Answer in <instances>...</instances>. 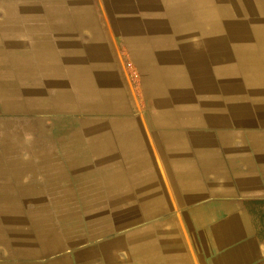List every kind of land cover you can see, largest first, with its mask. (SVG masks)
Segmentation results:
<instances>
[{
	"label": "crops",
	"instance_id": "1",
	"mask_svg": "<svg viewBox=\"0 0 264 264\" xmlns=\"http://www.w3.org/2000/svg\"><path fill=\"white\" fill-rule=\"evenodd\" d=\"M202 74L264 83V0H0V264H264V129L199 128Z\"/></svg>",
	"mask_w": 264,
	"mask_h": 264
},
{
	"label": "rangeland",
	"instance_id": "2",
	"mask_svg": "<svg viewBox=\"0 0 264 264\" xmlns=\"http://www.w3.org/2000/svg\"><path fill=\"white\" fill-rule=\"evenodd\" d=\"M6 1L8 3L16 2V1L21 3V2H24L25 0H6ZM39 1L42 2L44 0H39ZM126 71H127V73H126L127 79L129 80V84H130V90L134 96L135 102L142 105L141 100H143V99L141 97H143V94H142V91L139 89L140 85H137V83L139 84L140 79H141L140 75L135 70V68L131 67L130 64L127 65ZM262 76H264V75H262ZM239 77H240V75H231V77L229 79L231 86L241 82L239 80ZM212 79L213 78L211 76L206 75V74H202V75H200V78L198 80V84H199L200 89L197 91V93H199V94L194 96V97H199L201 99L203 97H206L207 95H209V96L212 95L210 99L215 100L214 112L211 113L210 107H208L209 109L207 111L209 112L208 113L209 115L205 116V115L201 114L204 116V122L202 125L198 126L199 128L205 127L206 129L217 130L219 128H228V127L230 128V127H233L232 126L233 124H237V125L241 126L239 128L248 129V128L253 127L254 129H258V128L264 129V86L262 85V84H264L262 82L263 80H258V81H254L253 83H247L246 84L247 86L248 85L252 86V84H254L253 85L254 88H246V89H241V90L240 89H236V90L235 89H229V91L228 90H221L220 91L216 88L214 90L209 89V87L211 85H213V83L211 84V82H210V80H212ZM250 86H248V87H250ZM168 94H169V92H168ZM221 94H223L222 97H221ZM234 100H236V101H234ZM165 108H167V106L163 107V111ZM189 111H191V110H189ZM147 112L148 113H154V110L152 108H150V109H148ZM204 114H207V113L205 112ZM207 117H209V119L205 120ZM248 118H249V120H248ZM211 119H213V121ZM46 123H48V122H44V124H46ZM93 124H95L93 121L92 122H83V121L78 122L77 120H73V117H72V119L69 121L53 122V130L52 131L55 134L61 133L63 131L66 133L68 132L70 134H73V133H76L77 131L81 130L85 134L84 137L81 138V139H83V141H86L87 139L93 140L92 137L88 136L95 129V126ZM100 124H102V123H100ZM102 125H103V129H106V130L109 129V122L106 123V121H105L104 124H102ZM50 139L57 141L56 137L55 138L51 137ZM85 154H86V157L88 158L87 153H85ZM7 156H9V153ZM39 157H40V153L38 155H36L37 159H39ZM56 157L57 156H55L56 160H61L60 158H56ZM92 157H93V161L96 160L94 155H92ZM98 159L99 158H97V160ZM65 160L68 161L67 159H65ZM107 161H109V159ZM107 172H109V171H107Z\"/></svg>",
	"mask_w": 264,
	"mask_h": 264
},
{
	"label": "bare ground",
	"instance_id": "3",
	"mask_svg": "<svg viewBox=\"0 0 264 264\" xmlns=\"http://www.w3.org/2000/svg\"><path fill=\"white\" fill-rule=\"evenodd\" d=\"M236 90V89H235ZM247 91V90H246ZM220 92V91H219ZM207 94V93H206ZM238 94V93H237ZM223 95V94H222ZM245 95V94H244ZM212 95H210V97H211ZM208 97V96H207ZM216 97V96H215ZM206 98V97H205ZM217 99V98H216ZM232 99V98H231ZM235 99V98H234ZM234 101H236V100H234ZM221 107V106H220ZM253 110V109H252ZM211 112V111H210ZM220 113V112H219ZM218 113V114H219ZM212 115V114H211ZM207 116V115H206ZM208 118V117H207ZM211 118V117H210ZM252 118V117H251ZM250 118V119H251ZM257 119V118H256ZM208 120V119H207ZM220 120V119H219ZM246 120V119H245ZM248 120H249V118H248ZM253 120V119H252ZM83 121V120H82ZM231 121V120H230ZM251 122V121H250ZM236 123V122H235ZM255 124V123H254ZM169 126V125H168ZM196 126V125H195ZM211 127V126H210ZM203 128V127H202ZM205 128V127H204ZM232 128V127H231ZM253 128V127H252ZM235 129H237V128H235ZM241 129V128H240ZM245 130V129H244ZM256 130V129H255ZM260 130V129H259ZM258 130V131H259ZM261 131V130H260ZM201 137V136H200ZM199 137V138H200ZM208 152V151H207ZM201 153V152H200ZM52 159V158H51ZM253 164V163H252ZM253 172V171H252ZM237 173V172H236ZM236 173H235V175H236ZM238 174H239V172H238ZM204 195V194H203ZM219 205V204H218ZM221 206V205H220ZM211 207V206H210ZM212 207H213V205H212ZM216 207V206H215ZM145 209V208H144ZM210 209V208H209ZM202 210V209H201ZM205 210V209H204ZM206 213V212H205ZM197 215V214H196ZM241 217H243V216H241ZM244 218V217H243ZM177 236V235H176Z\"/></svg>",
	"mask_w": 264,
	"mask_h": 264
}]
</instances>
